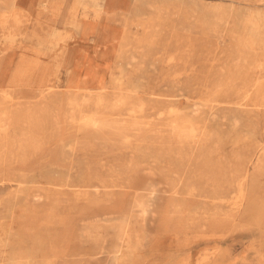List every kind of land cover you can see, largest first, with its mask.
Masks as SVG:
<instances>
[{"label":"rangeland","instance_id":"1","mask_svg":"<svg viewBox=\"0 0 264 264\" xmlns=\"http://www.w3.org/2000/svg\"><path fill=\"white\" fill-rule=\"evenodd\" d=\"M98 3L50 0L59 15L36 8L11 41L0 27V88L29 83L0 93V264H264V95L218 89L238 62L264 74V0ZM73 13L101 39L65 41ZM217 148L249 169L241 200Z\"/></svg>","mask_w":264,"mask_h":264},{"label":"bare ground","instance_id":"2","mask_svg":"<svg viewBox=\"0 0 264 264\" xmlns=\"http://www.w3.org/2000/svg\"><path fill=\"white\" fill-rule=\"evenodd\" d=\"M48 1L49 0H42L41 1L40 6H39V9H40L39 13L44 14L45 12H47L49 10ZM90 1L93 2V6L98 5L101 8L103 5V3L99 4L98 0H90ZM87 5L88 4L85 2V6H87ZM2 11H3V13L1 16L2 18H0V27L3 30H5V33H4L5 40L11 41L16 36L23 35L24 33L21 32V29L23 26L22 17H25V16L23 15L22 11L19 9H16L14 7L12 1L10 2L9 6L2 8ZM82 18L83 17H78V15L73 13V15H72L71 19L68 21V23L72 25V27L74 28L75 31H73V32L67 31L66 35L64 37L65 41H66V38L68 39L71 37L72 38L73 37L74 38H78V37L79 38H83V37L84 38H90V40L93 41L97 27L95 24H91V23L89 24V23L85 22ZM256 33H259V31H256ZM50 35L52 37L59 35V29L55 28V27L52 28ZM26 36L27 37H29V36L30 37H36L35 35H31V34H27ZM176 46H177V43H175V41H174L173 50L167 51L170 60H174L176 58L175 54H177V52H176V50L174 51V48ZM2 52L3 51L0 49V72L2 71V67L5 64L4 58L6 56L4 54L2 55ZM243 55H244V49L243 48L238 49L237 50L238 59H241V57ZM21 57L25 58L26 56L22 55ZM257 67H258L257 64H244L243 65V64H240L238 62L237 64H235V66L233 68H227L226 69L227 77L223 80V83H222V85L219 86V88L217 85V88L219 90H221L223 93H229V92L233 91L238 96H242L245 98H249L251 96V94H253V93H261L262 95H264V74L263 75L260 74V76H258L256 79H253L251 77V74H250L251 71L256 72L255 70L257 69ZM191 68H192V66H191ZM51 82H52V80H48L46 87L38 89L37 95L42 98V97H46V95L48 93L53 92L54 85ZM8 83H9V86L7 87V89L6 88H0V93L11 92L12 91L11 85H13L15 83L19 84V85H28L29 84L28 81H25V79L23 77L18 76L17 74L10 75ZM217 83H218V80H217ZM7 95L9 97H12L10 94H7ZM132 127H134V126H132ZM203 129H205V128H202L200 130V132L196 134V137L201 138L203 141L211 140V134H210V131H208L209 128H206L208 132H206V130L203 132L202 131ZM201 133H202V136H200ZM179 137H181V136H179ZM190 137H192V136H190ZM217 156H218L217 172L225 169V170H227V174H228L229 178H231V179L237 178V179L241 180L242 184H240V185H242V189H241V194L239 197L241 200L243 198V196H245V194H246V180L249 179V169L247 167H245V165L244 166L239 165V163H238L239 158H236L233 161V163H231L229 165L221 163V159L223 157L226 158L228 156V154H225V152L221 148H217ZM231 156H233V155H231ZM245 156H247V155H245ZM213 189H215V188H213ZM127 242H131V241L128 240ZM51 257H54V256H51ZM53 260L54 259L49 258L47 260L48 264H53L54 263ZM19 264H24V263L19 262Z\"/></svg>","mask_w":264,"mask_h":264},{"label":"crops","instance_id":"3","mask_svg":"<svg viewBox=\"0 0 264 264\" xmlns=\"http://www.w3.org/2000/svg\"><path fill=\"white\" fill-rule=\"evenodd\" d=\"M12 2H13V5H14V7L16 8V9H19V10H21L22 11V13H23V15L25 16V15H31L35 10L37 11V9H38V15L39 14H43V13H39V6H40V3H41V1L42 0H39V2H37L36 0H31V4L29 5V7H24L23 6V3H24V0H11ZM138 0H135V2H137ZM50 3V0L48 1V5H49V10L47 11V12H51L52 14H54L55 15V17L56 16H58L59 15V12H60V7L58 6V5H56V4H49ZM56 7H55V6ZM92 6H93V2H92V4H91ZM37 8V9H36ZM136 9H138V7H136ZM53 10V11H52ZM108 18L110 19V20H115V19H117L118 21H120V18H121V13H120V11L119 10H117V9H111L109 12H108ZM40 17V16H39ZM85 22H87V23H91V24H95L96 25V32H95V35H94V39H93V42H96L97 40H100L101 39V31H100V28H99V26L97 25V23L94 21V20H92V19H89V18H87V17H83L82 18ZM120 23H122L123 24V27H124V29H126L127 28V26H128V20H125V19H122V21H120ZM40 24H43L42 22H41V20H38L37 21V25H40ZM40 26H42V25H40ZM50 34V33H49ZM125 34V30H124V33H123V35ZM31 35H35V36H38L39 34H37L36 32H33ZM40 36V35H39ZM90 38H85V40H89ZM45 49V48H44ZM46 51H44L43 49H39V48H36L35 49V51H36V53L38 54V55H41V54H43V52H47L48 53V49H45ZM119 52H120V49H119ZM119 52H118V54H119ZM46 53V54H47ZM117 54V55H118ZM21 59H24V58H21ZM20 58H19V61L21 60ZM29 60V61H35V60H40L39 58H30V57H27L26 56V58L24 59V60ZM23 61V60H22ZM44 66H47V65H45V64H43ZM42 64H38L37 66L38 67H40V66H43Z\"/></svg>","mask_w":264,"mask_h":264}]
</instances>
